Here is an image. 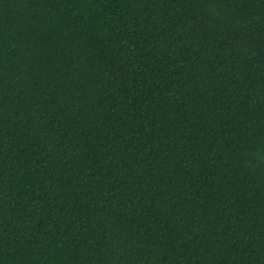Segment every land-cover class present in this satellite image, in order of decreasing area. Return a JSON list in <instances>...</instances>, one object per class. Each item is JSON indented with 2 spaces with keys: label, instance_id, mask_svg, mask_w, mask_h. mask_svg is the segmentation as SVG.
<instances>
[{
  "label": "trees",
  "instance_id": "obj_1",
  "mask_svg": "<svg viewBox=\"0 0 264 264\" xmlns=\"http://www.w3.org/2000/svg\"><path fill=\"white\" fill-rule=\"evenodd\" d=\"M0 264H264V0H0Z\"/></svg>",
  "mask_w": 264,
  "mask_h": 264
}]
</instances>
